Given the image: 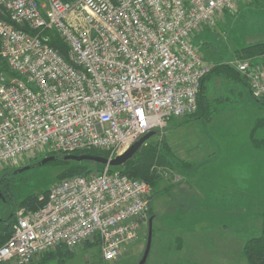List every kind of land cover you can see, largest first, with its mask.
<instances>
[{"label":"built area","instance_id":"obj_1","mask_svg":"<svg viewBox=\"0 0 264 264\" xmlns=\"http://www.w3.org/2000/svg\"><path fill=\"white\" fill-rule=\"evenodd\" d=\"M237 1L0 0V166L87 150L113 159L150 130L194 115L214 64L193 37ZM237 70L263 99L264 65L242 60ZM153 191L110 165L63 178L43 206L15 211L0 264H32L95 239L102 260L115 261L139 237Z\"/></svg>","mask_w":264,"mask_h":264},{"label":"rangeland","instance_id":"obj_2","mask_svg":"<svg viewBox=\"0 0 264 264\" xmlns=\"http://www.w3.org/2000/svg\"><path fill=\"white\" fill-rule=\"evenodd\" d=\"M261 41H264V0H238L237 10L225 12L218 18L216 25L203 27L193 37L194 45L208 61L214 65L228 64L236 70L238 62L242 60L264 65V57L261 55L253 57L246 55L247 47ZM207 94L211 107L206 115L211 116L210 121L206 118V121L198 118L192 124L187 125L184 130L175 134L171 126H176L178 123L177 120L172 119L165 130H156V134L144 143L159 144L157 149L165 152L164 146H161V142L165 141L173 150L175 158L172 159L173 165L155 162L152 166L151 170L155 171L158 177L151 206L143 221L139 237L134 242L125 245L117 260L104 262L99 245L92 240L72 249L73 253L70 255L65 254V249L59 248L55 250L56 255L45 258L46 260L41 257L39 261L32 264H140L147 245L150 220L153 225L151 245L153 247L157 228L169 225L177 219L169 216L172 207L176 208V204L171 203L172 200H178L179 196L184 198L188 195L187 191H193L186 183L188 179L191 187L195 186L194 183L197 185L198 182L199 185L207 184L212 189L213 197L221 189L225 193H235L234 188L243 191L244 200H249L251 196L262 195L264 162L257 165L252 158L254 153H249L244 146L248 144L250 146L247 149L256 150L251 144L252 140L249 139L252 131H255L253 135L256 137L264 138V124H258V120L264 118V103L261 100L257 102L252 97L247 88V82L243 78L237 80L224 75L213 76L209 79ZM204 151L214 152L212 161L205 160V164H210L208 167L210 170L204 169V171L211 175L208 181L204 180L206 183H203V180L200 181L199 177H193L203 171L191 169L190 163H177L179 160H190L194 156H200L199 159H202L201 154ZM45 156L48 155L24 156L0 166V217L7 218L12 211L20 209L22 207L20 203L27 195L43 194L52 184L65 178L63 174L68 166L52 163L41 164ZM218 157L222 159L218 160ZM24 167L25 169L18 171ZM219 167L222 168L221 171ZM239 171L249 172V177H245L248 180L244 178L243 186L229 187V184L236 181ZM214 173L215 175H212ZM215 201L219 209V200ZM242 210L250 213L251 216H256L264 210V202L244 203ZM233 213L241 212L237 210ZM164 237L170 238L171 236L165 235ZM148 258L147 262L150 263L151 257ZM242 260L241 264H248L244 256Z\"/></svg>","mask_w":264,"mask_h":264},{"label":"crops","instance_id":"obj_3","mask_svg":"<svg viewBox=\"0 0 264 264\" xmlns=\"http://www.w3.org/2000/svg\"><path fill=\"white\" fill-rule=\"evenodd\" d=\"M41 1L45 2L46 0ZM247 88L250 91L248 85ZM255 100L260 102L258 99ZM198 118H203L204 120L206 118L207 121L211 120L208 119L207 115L200 114L195 117L177 120L178 124L171 126V129L175 134H178ZM251 136L250 134V140ZM248 143L250 144V141ZM248 146L250 145L246 144L244 147L249 153H254L252 155L253 161L257 162V165L264 162V149L256 148L252 144L256 150L250 151V149H247ZM213 153V151H204V153H200L202 159H199L200 156H194L190 160L184 159L185 162L190 163L191 169L203 171L201 174L193 176L194 178L199 177L198 179L200 181L203 180V183H206L211 178V175L204 169L210 170L208 168L210 164H205V160L207 162L212 161L214 159L212 157ZM221 159L219 158L218 160ZM221 169L219 167L220 171ZM241 172H237L236 181L229 184V187L243 186L244 178L249 177L250 173ZM212 175H215V173ZM205 179L206 181H204ZM245 179L248 180V178ZM186 183L188 187L190 185L189 188L193 191H187L188 195L184 198L179 196L178 200H172L171 203H175L176 208L172 207V210L169 211V216L177 219L169 223V225L157 228L156 240L148 256L151 257L150 263L146 261V264H186V261H188V264H241L243 261L242 248L244 242L253 236L259 235L262 228L261 214L251 216L250 213L242 210V205L250 202H264V189L259 197L251 196L249 200H244L242 197L243 191H238L236 188H234L235 193L231 194L225 193L221 189L213 197L212 189L207 184L199 185L198 182L197 185L194 183L197 187H191L189 179ZM224 184L228 185V183ZM216 199L219 200V209L216 207ZM237 210L241 213H233V211ZM165 235L171 237L165 238Z\"/></svg>","mask_w":264,"mask_h":264},{"label":"trees","instance_id":"obj_4","mask_svg":"<svg viewBox=\"0 0 264 264\" xmlns=\"http://www.w3.org/2000/svg\"><path fill=\"white\" fill-rule=\"evenodd\" d=\"M45 34L49 35L50 43L55 47L60 48L62 51L67 49L66 44L63 40L59 37V35L53 30H47ZM248 50L247 56L253 57L255 55L264 56V41L258 42L246 48ZM224 75L228 78H234L237 80L245 79L243 76L241 77V73L230 67L228 64H217L214 65L211 72L204 78L201 90L199 93V108L198 111L192 115L191 117H195L200 114H208L209 109L211 107L209 96L207 94L208 89V82L209 79L213 76H220ZM256 99V98H255ZM264 103V98L259 99V101ZM208 116V115H207ZM211 116H208L210 119ZM258 124H264V118H260L258 120ZM255 131H252V144L256 148H263L264 149V138H258L254 134ZM167 142L162 141L161 146H164L165 152H161V150L157 149L159 144H143L136 153L128 159L125 163L119 166H110L111 171L118 170L123 174H128L133 177H138L149 181L153 188L155 189L157 185V173L152 171V166L155 162H159V164L164 165H173V160L175 158L174 154L172 153L171 148L169 147ZM82 152H89V153H96L107 156V152L102 150H87V151H75L74 153H82ZM66 153H54L56 158L48 163L52 164H64L67 165L68 168L64 172L63 176L68 177L74 174H82L88 175L94 170H98L103 168L105 165L96 163L93 161H76V160H65L63 155ZM167 158H170L169 160ZM171 160V161H170ZM188 163L182 160L177 161V163ZM187 165V164H186ZM49 189L45 190L43 194H29L27 195L20 203V206L26 207L28 209H36L41 207L45 204L47 194ZM154 192V191H153ZM43 196V198H41ZM153 196V195H152ZM153 199V197H152ZM151 199V202H152ZM14 214L15 212L12 211L11 214L7 218L0 217V246L4 244L9 236L11 235V225L14 221ZM262 216V228L261 232L257 236H253L247 239L244 242L242 248V254L246 259L248 264H264V210L261 213ZM95 244L99 245V240L95 239L93 241ZM59 248L65 249V254L70 255L73 251L65 246H58L56 249L51 250L43 255L42 259H47L56 255V251ZM45 259V260H46Z\"/></svg>","mask_w":264,"mask_h":264},{"label":"water","instance_id":"obj_5","mask_svg":"<svg viewBox=\"0 0 264 264\" xmlns=\"http://www.w3.org/2000/svg\"><path fill=\"white\" fill-rule=\"evenodd\" d=\"M156 134V130H150L143 136H141L134 144L131 145V147L126 150L123 154L116 156L113 159L108 158L105 155L101 154H94V153H89V152H82V153H67L63 155V158L65 160H76V161H93L96 163H100L103 165H110V166H119L125 163L128 159H130L136 151L153 135ZM56 158L55 155H49L45 156L41 160V164H46ZM24 168L19 169L23 170ZM152 234H153V225H152V220H150L149 223V234H148V240H147V245L145 252L143 254V257L140 261V264H146V261L148 259L150 250H151V245H152Z\"/></svg>","mask_w":264,"mask_h":264}]
</instances>
